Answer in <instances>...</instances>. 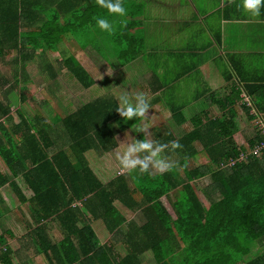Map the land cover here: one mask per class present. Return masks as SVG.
<instances>
[{"label": "trees", "instance_id": "trees-1", "mask_svg": "<svg viewBox=\"0 0 264 264\" xmlns=\"http://www.w3.org/2000/svg\"><path fill=\"white\" fill-rule=\"evenodd\" d=\"M69 1L63 0L56 7L66 19L61 23L60 13L42 12L47 0H0V55L17 50L28 59L45 44L56 50L59 41L80 38L83 32L87 36L97 17L110 15L100 6H81L74 0L67 4ZM67 6L71 10L67 11ZM52 15L54 25L49 20ZM130 25L114 39L122 62L140 54L131 48L141 39L130 35ZM58 28V35L53 36ZM66 32L69 34L63 35ZM87 45L82 43L80 48ZM230 61L238 83L231 84L220 98L211 96V104L216 103L222 115L213 117L207 109L199 112L178 139L187 150L182 160L197 154L194 143L199 142L208 162L186 168L182 179L172 171L140 174L134 178V188L125 174L104 183L88 160L90 150H112L118 145L117 132L140 121L123 120L115 110L119 105L116 99L100 97L60 118L70 139L69 150L55 145L50 132L54 124L40 110L30 117L20 107L12 111L10 101L6 105L0 102V188L9 186L21 203H30L36 223L19 239L21 245L16 250L8 245L5 232L0 233V264H31L33 255L39 253L49 264H142L143 255L149 251L157 264H241L250 253L251 243L264 238V147L258 153L248 152L264 142V127H258L255 136L248 139L239 131L234 106L251 86L241 81L245 78L242 55ZM58 65L56 72L67 70L83 86H90L89 75L79 60L62 57ZM20 100L33 105L25 90ZM254 102L256 111L263 112V105ZM242 105L250 111L249 105ZM181 110L172 107L177 126L187 121ZM249 118L257 119L250 113ZM175 139L166 135L162 142ZM243 154L246 157L241 158ZM207 175L211 176L209 184L204 181ZM200 194L207 199L219 194L220 198L211 199L206 206ZM163 196L170 199L174 217L161 200ZM115 201L130 210H142L145 221L127 224ZM97 219L111 232L102 244L93 227ZM50 221L63 231L58 241L48 232ZM30 235L35 236L38 246ZM263 260L264 255L258 256L248 264H264Z\"/></svg>", "mask_w": 264, "mask_h": 264}, {"label": "rangeland", "instance_id": "rangeland-1", "mask_svg": "<svg viewBox=\"0 0 264 264\" xmlns=\"http://www.w3.org/2000/svg\"><path fill=\"white\" fill-rule=\"evenodd\" d=\"M47 1L48 3L44 8L45 11L42 10V12H47L50 15L53 14V11H55L56 13H60V22L64 23L66 19H63L64 14L61 12L62 10H58L56 8V5L52 4L49 0ZM51 4L52 6H54L53 8H50ZM68 10H71V8L68 7L67 11ZM67 15L71 16L70 12H68ZM53 16L54 15L49 16L50 24L52 25H54ZM44 17L48 20V17L45 16V14ZM106 19H108L109 22L114 25L115 31L112 34L102 31L96 23H93L92 26L88 28L89 32H87V36L83 32L84 35H81L80 38H73L69 41L67 39L59 41L56 44L57 52L56 50L50 48L45 44V48H39L37 50L38 52H35L33 56L28 59H23L20 52L17 50L9 55H0V102L6 105L10 101L12 104V111L20 107V109H23L24 111H26V113H29L30 117H33L36 110H40V112L44 113V115L47 116L49 120H51V122L54 124L51 127L50 132L52 139L56 143L55 145L59 149L64 148L69 150L70 144V139L65 133L64 124L62 120H60V118H63L67 114L75 111L83 104L95 101L100 97L115 98V96H119L120 94L125 92L128 93L130 97H132L137 92H144L149 99L152 111L153 109L155 110V112L159 110L157 113L159 117L157 119H154V116H150L148 118V122L144 121V123L150 125L149 135L147 137L148 139L156 141L155 128H158V125L171 124L172 111L170 107L167 104L164 106L159 105V103L163 104L162 99L158 100V106H155L153 101V97L155 94H153V92L151 91L150 81L152 75H161V71H163V69L159 68V65H161L160 63H154L153 60H150V58H148L149 55L146 53V56H144V61L139 60L135 61L134 63L131 62L122 69L114 67L113 69H109L110 66H107V68L100 67L102 65H106V60L109 61V59H111V61L116 63L115 61L119 59V57H117L118 50L116 49V41L114 39L117 38L120 34H124L122 29L128 22L126 20L128 19L127 16L120 17L117 15H107ZM58 32L59 28L56 29V31H53L52 35L56 36L58 35ZM69 33L71 32L69 31ZM69 33L66 32L63 35H67ZM82 43H88L84 51H81L80 48V45H82ZM143 43L145 44V48L139 47L141 43H138L136 41L134 42L135 46L132 43L131 48L136 51H140L141 54V51H145V49L149 51L151 47H155L153 46L154 44H156L158 48L160 45L159 39L153 36L149 38L145 37V41H143ZM90 50H93L97 53H93ZM88 56L90 59L88 58ZM62 57H73L74 59L81 61L82 67L87 71L89 75V79H91L93 84H97L88 88L83 86L82 82L78 80V78L73 73L64 69L60 73L56 72L59 67L58 61L61 60ZM24 62L26 64H24ZM99 63L100 66L97 65ZM109 64L111 65V63ZM167 64L171 66L170 63ZM141 68L146 70H142ZM157 71L159 72L157 73ZM176 75H174L173 72L169 70L167 77L169 78ZM132 77L137 78L131 80ZM190 78L180 79L176 83V93L168 98L172 103L174 102L177 104H181L185 100H190V97L193 95V91L195 89H199L197 86L190 85ZM17 79L19 80V83L16 81ZM110 79L114 84H121L125 82V85L132 86L136 88L137 91L130 89V87H126L127 89L125 90V87L122 84L119 86L116 85V88L113 87L114 85H112L109 87L110 89L112 87V89L110 91H106L103 83ZM130 80L134 83V85L128 84V81ZM22 90H25L27 92L33 105H30V102L28 100L25 102L20 100ZM164 94L167 96V93ZM159 106L160 109L158 108ZM192 108L190 109L191 112ZM191 112H188V118H191V115H194L197 111H194L193 113ZM242 118H244L245 120ZM237 122L240 132H242L247 139L255 136L256 129L258 127H254L245 115L240 116L239 119H237ZM186 123L182 124L179 128L180 133H183L187 129V127H190L189 124L186 126ZM171 126L173 127V124H171ZM166 127L167 125L165 126V128ZM176 136L179 138L180 134L176 132ZM120 138V147L115 148L108 153L102 151L100 148H93L88 152V160L90 162V165L104 183H107L115 176L120 175L118 162L115 160V153L117 151H123L122 142H131L134 138L143 139L144 134L135 132L134 130H132V128H129L121 134ZM194 146L197 149V155L193 157L189 155L184 160H182V158L187 156V150L185 149V154L182 153L181 148H178L174 151L171 149H165L164 153H162V157L178 162L177 167L171 170L177 178L182 179L186 177V168L191 169L208 162L209 158L205 154L203 146L199 142L194 143ZM125 175L127 176V181L130 184V187L134 188L135 182L133 181V179L138 178V176L140 175L139 170ZM204 181L205 184H209L211 182V176H205ZM179 187L181 188L182 185H180ZM11 193V196L6 199L7 202L6 200H4L3 202L4 212L0 214V233L5 232L8 245L13 250H16L21 245L19 239L23 237L24 234H29L31 230L36 227V223L33 222V210L31 208V204L21 203L18 195L12 189ZM201 197L202 201L205 202V205L207 206L209 205L211 199L217 200L218 198H220V195L214 194L209 199H207L204 195H201ZM170 199L173 200L172 195ZM170 199L168 201L165 196L162 198L167 209L174 217L175 211L172 208ZM115 204L126 216L127 224L130 221H135L137 224H142L145 221L142 210H130L119 201H115ZM125 226L126 224L124 225V227ZM48 227V232L53 238V241H58L62 238L63 231L59 228L57 223L50 221ZM93 227L97 233V238L100 244H102L104 241H106L107 238L111 236V232L108 231L103 220L97 219L93 223ZM30 237L38 246L35 236L30 235ZM263 255L264 238L251 243L250 253L245 255L244 261L241 264H248V262H250L251 260ZM32 259L33 261H31V264H49L47 259L44 257V254L42 253L34 254ZM142 264H157L152 252L149 251L143 255Z\"/></svg>", "mask_w": 264, "mask_h": 264}, {"label": "crops", "instance_id": "crops-1", "mask_svg": "<svg viewBox=\"0 0 264 264\" xmlns=\"http://www.w3.org/2000/svg\"><path fill=\"white\" fill-rule=\"evenodd\" d=\"M49 1L57 6L63 0ZM74 1L77 4H81V6H98L95 0ZM241 2L242 0H234L231 4H228L226 0H122L123 5L127 9L126 16L128 19L126 20L128 22L126 25L131 24L130 35L137 36V39L141 38V40H138L141 43L139 47L145 48L143 43L145 37L153 36L159 39V48L154 44L153 46L155 47H151L149 51L146 49L141 51V54L131 61L122 62L118 59L114 63L111 59L109 61L105 59L106 65L100 66V63L97 65L102 68L110 66L109 69H113V67L122 69L131 62L144 61V56L147 53L149 55L148 58L153 60L154 63H160L159 68L163 69L161 75L153 74L150 81L151 91L155 94L153 97L155 106H158L157 102L160 99L163 100V104L159 103V105L164 106L167 104L171 111L174 105L176 107L179 106L182 108L181 111L184 117L187 121L188 119L190 121L192 117L206 109L211 112L213 117L222 115V111L217 104H211V96L215 95V98H220L230 89L231 84L238 83L230 58L242 55L244 64L241 70L245 78H242L241 81L246 82L251 87L248 90L246 89L248 93L244 91L242 100L234 106L235 122L238 126L237 119L245 115L254 127H264V111L259 110L258 112L260 113H258L254 107V100L257 101L259 106L261 104V107L262 105L264 107V8L261 9L259 17H252L250 14L245 13L242 7H239ZM67 4H73V0H70ZM94 13L99 14L97 12ZM102 13L104 14V12ZM84 49L81 48V51H84ZM90 51L95 52L93 50ZM167 63H170L171 66ZM169 70L174 75L177 74V76L168 78ZM180 71L182 73L179 76ZM228 74H231L229 80L227 79ZM135 78L137 77H132L131 80ZM188 78H190V85L197 86L199 89L193 91L190 100L187 98L188 100L183 101L181 104L172 103L168 98L176 93V83L180 79ZM131 80L128 81V84L134 85ZM89 81L91 84L88 88L97 84H93L91 79ZM124 83L121 84L125 87V90L127 89L126 87H130V89L137 91L136 88L127 86ZM103 84L106 91H110L112 87L111 89L109 87L112 85L115 88L116 85H121L114 84L111 79ZM242 84L244 85L245 83ZM164 93H167L168 97ZM117 97L110 98H114L118 102ZM245 103L251 107L250 111L249 107L246 110L243 108L242 104ZM158 108L160 109V106ZM191 108L192 112L190 111ZM158 111L155 112L154 109L152 111L151 107L149 109V117L154 116V119H157L159 117ZM194 111L197 112L194 115L192 114L191 118H188V112L193 113ZM249 113L257 117L256 121L249 118ZM140 122L138 121L135 124ZM171 124H173V127ZM171 124H166V128V125H158V128H155L157 142L163 143L162 140L166 135H173L176 138L175 140L181 138L183 134L179 131L181 125L177 126L173 118ZM188 124L189 122L186 123V126ZM125 130L117 132L118 145L115 148L120 147V137ZM176 132L180 134L179 138L176 136ZM184 149L182 147L181 151H184ZM4 170L6 172L9 171L6 167H4ZM133 181L135 180L133 179ZM11 189L9 186L0 188V214L4 212V200L8 199L12 194Z\"/></svg>", "mask_w": 264, "mask_h": 264}, {"label": "clouds", "instance_id": "clouds-1", "mask_svg": "<svg viewBox=\"0 0 264 264\" xmlns=\"http://www.w3.org/2000/svg\"><path fill=\"white\" fill-rule=\"evenodd\" d=\"M226 2L231 4L234 0H226ZM95 3L106 9L110 15L120 17L127 15V9L123 5L122 0H95ZM239 7H242L243 11L252 17H259L261 9L264 8V0H242ZM96 23L102 31L109 34L115 31L114 25L106 18L97 17ZM117 99L119 105L115 109L116 112L123 120L128 121L133 118L140 120V124L134 123L131 128L135 132L144 134L143 139L134 138L131 142H122L123 151L115 153L119 174H130L136 170H139L140 174H163L177 167L178 162L162 157V153H164L165 149L174 151L182 148L183 145L178 139L168 143H160L147 138L150 125L144 123V121L148 120L149 109H151L147 95L144 92H137L130 97L125 92L120 94Z\"/></svg>", "mask_w": 264, "mask_h": 264}, {"label": "built area", "instance_id": "built-area-1", "mask_svg": "<svg viewBox=\"0 0 264 264\" xmlns=\"http://www.w3.org/2000/svg\"><path fill=\"white\" fill-rule=\"evenodd\" d=\"M262 147H264V142L258 144L254 149L249 148V151L248 152L249 153H258ZM244 156L246 157V155L243 154L241 156V158H243Z\"/></svg>", "mask_w": 264, "mask_h": 264}]
</instances>
